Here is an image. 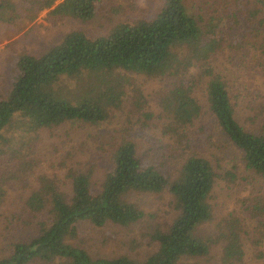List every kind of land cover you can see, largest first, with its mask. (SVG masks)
Returning <instances> with one entry per match:
<instances>
[{
  "label": "trees",
  "instance_id": "obj_1",
  "mask_svg": "<svg viewBox=\"0 0 264 264\" xmlns=\"http://www.w3.org/2000/svg\"><path fill=\"white\" fill-rule=\"evenodd\" d=\"M21 2L29 19L47 10L54 17L90 20L99 10L111 8L106 0ZM251 4L255 11H264V0H251ZM249 13L246 8L227 13L228 30L238 28V16ZM17 17L15 4L0 0V21L12 23ZM219 26V20L214 19L205 24L201 15L191 13L183 0H163L152 18L117 21L94 37L72 30L42 55L22 53L16 58L8 90L0 95V146L5 147L0 151V163L12 167L3 166L7 170L0 175V199L6 195L9 182L29 186L25 204L39 214L38 233L28 240L12 242L10 249L0 255V264H179L187 258L207 256L211 242L220 240L224 245L216 264H245L237 219L223 220L213 236L198 234L213 216L210 197L218 173L207 157L195 151L199 144L212 141V132L204 126L192 133L196 135L192 138L186 132L201 109L193 96L194 89L200 87L208 113L228 140L242 151L245 166L264 176V118L257 123L256 118L250 117L253 129L240 124L237 108L241 89L228 84L209 61L228 34ZM234 35L231 33L230 41H235ZM243 42L233 44L241 48ZM261 56L264 59V49ZM129 72L172 75L170 89L161 99L168 119L167 142L153 141L154 135H149L152 159L148 160L139 156L134 141L121 139L112 151L110 169L94 190L91 169L70 174L69 193L46 176L40 178V186L32 187L28 174L39 159L30 157L29 146L15 151V138L33 137L38 131L69 122L103 124L120 109ZM77 81L83 86L76 94L70 96L63 90L64 84L72 86ZM258 105L249 103L247 108L253 111ZM179 154L180 165L170 168ZM132 193H167L173 205L174 216L167 229L155 228L149 234L156 248L144 259L125 254L95 258L72 243L80 226L86 223L98 227L108 222L127 226L140 221L145 212L128 199ZM254 207L262 217L260 228L264 230V200Z\"/></svg>",
  "mask_w": 264,
  "mask_h": 264
},
{
  "label": "rangeland",
  "instance_id": "obj_2",
  "mask_svg": "<svg viewBox=\"0 0 264 264\" xmlns=\"http://www.w3.org/2000/svg\"><path fill=\"white\" fill-rule=\"evenodd\" d=\"M17 7L18 17L12 23L0 21V95H5L14 74L16 58L22 53L40 56L50 47L58 44L72 30L84 31L89 36L105 33L117 21L127 19L152 18L159 10L163 0H106L109 9H101L90 20L71 17H54L47 10L39 12L29 19L22 11L21 0H11ZM188 10L201 15L206 24L210 19L220 22L219 29L226 30L227 37L211 54L210 63L215 71L234 89H241L237 118L246 129H253L249 120L254 117L257 123L264 118V59L261 51L264 46V11H255L251 0H183ZM241 8L250 10L248 16L240 15V26L228 30L227 13ZM244 41L241 48L235 41ZM232 44H231V43ZM190 72H193L191 69ZM128 83L125 96L118 111L108 121L100 125L89 123H63L59 126L38 131L36 136L12 137L17 139L15 151L30 147V157L39 159L37 165L28 174L29 183L40 186V178L46 176L54 181L58 188L70 192V174L74 171L92 170L91 187L96 189L106 170L111 167V154L121 139H131L137 145L142 158L152 159L148 136L166 143L165 133L168 119L165 117L161 99L170 89L172 75L132 73L126 74ZM64 91L71 95L82 89L83 83L77 81L72 86L64 84ZM202 87V86H201ZM239 87V88H237ZM193 96L201 106L198 117L186 127L192 133L204 126L212 132V141L201 145L195 151L207 157L218 176L211 192L210 202L213 216L202 225L198 234L213 236L219 231L223 220L237 219L243 236L245 264H264V230L260 227L262 217L257 215L255 204L264 200V176L254 173L245 166L242 151L238 149L220 131L206 107L202 88L194 89ZM253 96L256 98L253 99ZM258 102L257 109L250 110L247 105ZM29 137L31 140H29ZM152 141V142H153ZM194 143H196L193 140ZM198 142L207 144L204 140ZM169 143V141H168ZM173 151L177 150L172 146ZM0 151L5 150L4 145ZM202 149V150H201ZM13 156V153H9ZM167 155V153H164ZM148 156V157H147ZM3 158L6 156L3 155ZM181 155L170 163V168L180 165ZM5 162L0 163V175L6 173ZM12 168V167H11ZM8 191L0 199V255L10 249L12 242L28 240L38 233L36 225L39 214L31 211L25 204L30 194L29 186L19 182H9ZM128 199L145 212L140 221L127 226L105 223L95 226L90 223L80 226V231L72 241L86 249L95 258H113L125 254L133 259L142 260L155 248L149 234L155 228L167 229L174 216L170 196L132 193ZM224 242L212 241L210 252L200 259L187 258L179 264H216L221 256ZM32 264H40L33 262Z\"/></svg>",
  "mask_w": 264,
  "mask_h": 264
}]
</instances>
